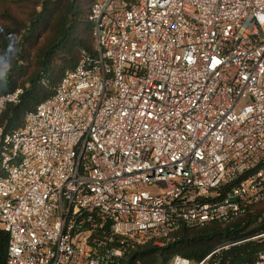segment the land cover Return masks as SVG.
Returning <instances> with one entry per match:
<instances>
[{
    "label": "built area",
    "instance_id": "obj_1",
    "mask_svg": "<svg viewBox=\"0 0 264 264\" xmlns=\"http://www.w3.org/2000/svg\"><path fill=\"white\" fill-rule=\"evenodd\" d=\"M88 19L95 50L0 126L7 264H115L264 200V0H94Z\"/></svg>",
    "mask_w": 264,
    "mask_h": 264
},
{
    "label": "trees",
    "instance_id": "obj_2",
    "mask_svg": "<svg viewBox=\"0 0 264 264\" xmlns=\"http://www.w3.org/2000/svg\"><path fill=\"white\" fill-rule=\"evenodd\" d=\"M94 0L0 1V56L7 73H0V95L21 89L20 101L7 104L0 126L13 131L24 125L26 114L52 96L65 71L73 69L82 51L95 50L88 14ZM26 20L19 22L18 7ZM264 200L229 223L210 222L184 227L164 246L151 243L129 246L115 264H172L183 256L207 264H251L264 251V241L248 239L264 230ZM226 248L216 251L225 244ZM9 235L0 229V264H7ZM216 251V252H215Z\"/></svg>",
    "mask_w": 264,
    "mask_h": 264
},
{
    "label": "rangeland",
    "instance_id": "obj_3",
    "mask_svg": "<svg viewBox=\"0 0 264 264\" xmlns=\"http://www.w3.org/2000/svg\"><path fill=\"white\" fill-rule=\"evenodd\" d=\"M2 1H4V0H2ZM25 11H26V9L24 8V6L18 7L17 9L13 10V14L15 15V17L17 18V20L19 22H23L24 20H26V15L23 13ZM0 22L3 24L8 23V21L4 20L3 18L1 19V17H0ZM95 44H96V42H95ZM7 70H8L7 65L3 62V60L0 56V73H1V75L4 76L7 73ZM155 189L157 190L160 188L156 187ZM263 207H264V202L260 205V208H263Z\"/></svg>",
    "mask_w": 264,
    "mask_h": 264
},
{
    "label": "water",
    "instance_id": "obj_4",
    "mask_svg": "<svg viewBox=\"0 0 264 264\" xmlns=\"http://www.w3.org/2000/svg\"><path fill=\"white\" fill-rule=\"evenodd\" d=\"M231 243L229 244H225L223 246H221L219 249L221 248H224L226 245H230ZM211 255H209V257L205 258L203 261H201L202 263L201 264H207L208 260L210 259Z\"/></svg>",
    "mask_w": 264,
    "mask_h": 264
}]
</instances>
